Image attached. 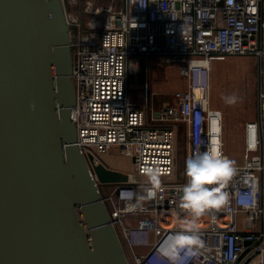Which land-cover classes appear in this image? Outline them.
<instances>
[{
    "label": "built area",
    "instance_id": "2783aa9c",
    "mask_svg": "<svg viewBox=\"0 0 264 264\" xmlns=\"http://www.w3.org/2000/svg\"><path fill=\"white\" fill-rule=\"evenodd\" d=\"M61 4L72 64L73 142L127 264H264L263 89L256 117L242 125V162L221 189L227 202L197 217L183 207L181 192L188 159L203 152L227 158L221 112L209 105L211 61L226 55L264 61V0L85 1L81 12ZM150 55L175 63L183 78L166 99L133 97L127 85L128 58L136 66ZM178 125L185 156L176 179ZM110 153L129 156L132 173L163 180L98 182L92 164ZM242 198L254 202L246 208ZM179 236L196 242L170 247Z\"/></svg>",
    "mask_w": 264,
    "mask_h": 264
},
{
    "label": "water",
    "instance_id": "95a60500",
    "mask_svg": "<svg viewBox=\"0 0 264 264\" xmlns=\"http://www.w3.org/2000/svg\"><path fill=\"white\" fill-rule=\"evenodd\" d=\"M71 72L61 0H0V264H127L73 142Z\"/></svg>",
    "mask_w": 264,
    "mask_h": 264
},
{
    "label": "rangeland",
    "instance_id": "374dc122",
    "mask_svg": "<svg viewBox=\"0 0 264 264\" xmlns=\"http://www.w3.org/2000/svg\"><path fill=\"white\" fill-rule=\"evenodd\" d=\"M64 5L78 11L85 1L103 4L105 0H63ZM69 1V2H68ZM71 1V2H70ZM79 12V11H78ZM135 58L130 56L127 63L133 97L143 98V94L152 99H166L173 89L183 86L177 65L167 62L163 57L150 55L145 60L144 81L134 82ZM159 61V63H157ZM264 90V62L258 63L253 55H226L223 59L211 61L209 105L218 109L222 115L223 149L227 158L234 164L242 162L241 125L243 121L255 118L258 110V91ZM145 95V96H146ZM235 96L234 103L226 102L227 97ZM181 125L176 128L175 136V173L181 178L185 156V135ZM100 163L107 168L128 174L135 182L159 181L163 178L148 177L131 172L132 160L129 156L117 153L99 155Z\"/></svg>",
    "mask_w": 264,
    "mask_h": 264
},
{
    "label": "clouds",
    "instance_id": "9594fccd",
    "mask_svg": "<svg viewBox=\"0 0 264 264\" xmlns=\"http://www.w3.org/2000/svg\"><path fill=\"white\" fill-rule=\"evenodd\" d=\"M235 96L227 97L226 102L234 103ZM234 162L220 154L203 152L186 161L185 174L188 182L182 187V205L190 209L195 216H200L205 210L220 208L227 200V193L221 189L235 175ZM215 185V187H213ZM244 207H250L254 201L241 200ZM195 238L173 237L170 247L177 244H193Z\"/></svg>",
    "mask_w": 264,
    "mask_h": 264
},
{
    "label": "trees",
    "instance_id": "16d2710c",
    "mask_svg": "<svg viewBox=\"0 0 264 264\" xmlns=\"http://www.w3.org/2000/svg\"><path fill=\"white\" fill-rule=\"evenodd\" d=\"M83 0H80V2H82ZM79 12H81V7H79L78 9ZM135 75L133 80L134 82H143L144 81V74H145V60L139 59L137 61V65H136V70H135ZM129 80V75L127 74V81ZM176 136V133H175Z\"/></svg>",
    "mask_w": 264,
    "mask_h": 264
},
{
    "label": "crops",
    "instance_id": "0c3cea01",
    "mask_svg": "<svg viewBox=\"0 0 264 264\" xmlns=\"http://www.w3.org/2000/svg\"><path fill=\"white\" fill-rule=\"evenodd\" d=\"M264 62V61H263ZM245 121V120H244ZM244 121H243V123H244ZM243 123H242V125H243ZM242 125H241V127H242Z\"/></svg>",
    "mask_w": 264,
    "mask_h": 264
},
{
    "label": "bare ground",
    "instance_id": "6f19581e",
    "mask_svg": "<svg viewBox=\"0 0 264 264\" xmlns=\"http://www.w3.org/2000/svg\"><path fill=\"white\" fill-rule=\"evenodd\" d=\"M157 63H159V61H157Z\"/></svg>",
    "mask_w": 264,
    "mask_h": 264
}]
</instances>
